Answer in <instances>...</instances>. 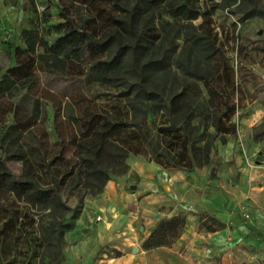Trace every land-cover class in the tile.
I'll use <instances>...</instances> for the list:
<instances>
[{"label": "trees", "instance_id": "1", "mask_svg": "<svg viewBox=\"0 0 264 264\" xmlns=\"http://www.w3.org/2000/svg\"><path fill=\"white\" fill-rule=\"evenodd\" d=\"M68 1L71 5L78 2V5L85 6L89 14L97 12L98 17L76 20L67 13L69 10L65 3ZM28 2L36 13L34 0ZM62 3V22L53 26L58 34L55 41L48 43L34 27L21 29L19 39L24 47L14 48L15 66L0 75V99L19 96L14 108L15 120L19 111L26 114L23 121H15L10 128L0 131V213L6 212L7 215L1 223L0 238L7 231H18L25 220L34 223L28 213L21 212L20 203L30 205L32 209L64 206L59 196L60 187L76 186L82 180L90 188L88 195L102 193L106 183L111 180L104 166L108 160L114 159L116 166L124 173L128 170L126 159L130 154L148 155L164 168L191 171L208 166L215 143L224 144L227 136L237 133V126L231 120L234 105L222 113L226 103H214L209 80L205 76L193 75L202 82L208 95L204 106H192L187 95L190 86L183 87L179 93L170 94L166 99L147 85L151 74L166 68L163 56L157 57L155 51L166 41L152 23L151 13L155 9H160V15L166 13L174 21L192 22L203 16L199 26L204 33L191 36L190 41L193 45L203 42L208 49L207 58L214 53L205 25L206 18L194 5H190L189 0L179 3L171 0H137L135 5L125 10L120 9L118 0H62ZM102 4L116 7L118 12L109 13L100 6ZM223 6L226 7L225 4ZM65 9L67 12L63 11ZM45 22L46 18L42 23ZM84 56L89 60L90 73H93L89 80L117 88L119 99L126 101L128 111H123L125 107L117 105L112 114L103 113L98 106L92 105L93 110L84 113L86 118L80 121L73 113L75 106L67 103L64 108L66 120L78 126L80 138L76 142L75 166L61 173L53 167L56 151H51L45 130L38 126L45 114L41 98L32 97L30 91L38 82L35 73L37 65L42 72L63 73L76 68L83 62ZM122 74L126 76H120ZM138 105L146 111L139 119L135 112V109H139ZM212 107L213 112L209 113ZM195 108L201 117L196 125L193 124L196 120ZM78 109L81 110V107ZM148 118L159 120L153 134L145 130L144 124ZM254 138L260 140V134ZM6 142L10 143V147L4 146ZM57 143L53 144L54 149ZM152 143H155V147ZM10 160L21 164L23 172L19 176L8 168L7 161ZM53 172L58 174V181L55 175L52 176ZM38 176H44L45 183H39ZM185 225L186 215L161 218L142 241L141 247L144 250L170 247ZM222 228V223L215 218L199 217V230L215 232Z\"/></svg>", "mask_w": 264, "mask_h": 264}, {"label": "rangeland", "instance_id": "2", "mask_svg": "<svg viewBox=\"0 0 264 264\" xmlns=\"http://www.w3.org/2000/svg\"><path fill=\"white\" fill-rule=\"evenodd\" d=\"M24 1V11L27 16L24 19L26 22L24 28L34 27L45 41L53 43L58 37L53 26L62 22L60 18L62 0H34L36 13L32 11L28 0ZM136 1L118 0V3L120 9L125 10L135 5ZM171 1L179 3L183 0ZM189 2L206 18L205 25L211 36L213 43L211 50L214 49V53L207 58L209 53L205 44L200 42L193 45L190 41L191 36L204 33L203 28L199 26L204 19L203 16L192 22L174 21L166 13L160 15V9H155L151 13L152 23L155 25V30L166 39L163 44L155 48V51L157 57L163 56L166 68L162 72L151 74L147 85L166 99L170 94L179 93L183 87L190 86L187 95L192 106L196 107L198 104L204 106L208 95L202 82L193 75L205 76L209 80L214 103H226L222 107V113L227 107L234 105L231 120L237 127L240 126L243 118L255 117V124L250 129H244L242 139L258 142L261 150L264 151V0L235 2L189 0ZM224 4L226 7L223 6ZM65 6L69 12L66 9L63 11L78 21L98 17L97 12L89 14L85 6L78 5V2L71 5L68 1ZM100 6L106 8L109 13L118 12L116 7H108L105 4ZM45 18L47 22L42 23ZM10 27L9 32L12 33L14 29L15 34L0 49V75L15 66L14 48L24 47L19 39L20 32L18 35L16 32L18 25L14 27L10 25ZM85 56L83 62L76 68L63 73L42 72L37 65L35 73L38 82L30 91L32 97L41 98V107L45 114L38 126L45 130L51 151H56L54 152L56 162L53 167L55 166V169L61 173L75 166L76 142L80 138L78 126L71 125L66 120L64 108L67 103L75 106L73 113L80 121L86 118L84 113L93 110L92 105L98 106L103 113L112 114L114 106L117 105L125 107L123 111H128L125 106L126 101L121 102V98L119 99L117 88L92 83L89 80L93 73H90L89 60ZM18 101L19 96L0 99V131L7 130L15 121L24 120L26 114L22 110L17 113L16 120L14 117V108ZM121 103L123 105H120ZM78 107H81V110ZM138 107L135 112L139 119L146 111L145 108L140 109L139 105ZM194 110L196 120L193 124L196 125L201 117L198 116L199 110L197 108ZM212 112L213 107L209 109V113ZM158 123V119L148 118L147 123L144 124L145 130L148 129L153 134ZM200 129L202 130L203 127ZM259 134L260 140H255L254 137ZM56 141L57 148L54 149L53 144ZM4 146L10 147V143L6 142ZM152 146L155 147V143H152ZM0 153L2 154L1 150ZM7 166L15 176L23 172L21 164L17 161H7ZM104 166L111 179L118 181L117 192L120 191L121 186L125 193L137 190L138 182L133 181V175L126 178L128 170L124 173L116 166L114 159L106 161ZM53 175L58 181V174L53 172ZM44 179V176L37 177L41 184L45 183ZM120 179H124L125 184ZM84 183L86 181L82 180L76 186L71 184L60 187L59 196L64 206L32 209L30 205L20 203L21 212L28 213V217L32 218L34 223L25 220L18 231H7L5 236L0 238V264H162L160 257L151 252L152 249L144 250L141 247L145 239L143 236L150 223L141 218L133 227H122L124 223L119 222L116 228H121L120 230L107 228L106 231V223L110 222L106 217L104 222H100L102 219L97 220L98 212L92 204L97 195H88L90 188ZM132 185L135 186L134 190L130 189ZM242 209V217L248 219V209L246 206ZM124 210L127 212L124 215H128L129 210L127 208ZM245 214L248 218H245ZM6 216V212L0 213V227ZM130 235H132L130 243L122 245L120 243L122 239ZM253 236L256 237V233H253ZM113 242L118 243V248L112 246ZM132 247H136L137 251H131ZM192 256L188 255L187 264H198L197 257ZM199 258L202 259L203 256L200 255ZM210 264H264V250L255 249L251 245L247 247L245 243L234 244L226 253H217L215 262Z\"/></svg>", "mask_w": 264, "mask_h": 264}, {"label": "crops", "instance_id": "3", "mask_svg": "<svg viewBox=\"0 0 264 264\" xmlns=\"http://www.w3.org/2000/svg\"><path fill=\"white\" fill-rule=\"evenodd\" d=\"M24 2L0 0V49L15 34L14 29L9 32L10 25H18L17 35L24 28ZM254 120L243 118L235 136H227L224 144L215 143L210 164L191 171L164 168L148 155L130 154L126 178L133 175L137 190L125 193L121 186L117 192L118 181L111 179L92 203L98 216L111 217L106 231L120 230L116 228L119 222L124 223L122 227H133L144 218L150 223L143 236L146 238L161 218L186 215V225L170 247L150 249L162 264H187L188 255L197 257L198 264L214 263L217 253H226L238 243L264 250V151L258 142L242 139L244 129H250ZM120 180L125 184L124 179ZM244 206L249 211L248 219L242 217ZM124 208L129 210L128 215H124ZM200 216L215 218L223 228L200 231ZM131 239L132 235L120 243L126 245ZM112 246L119 245L113 242Z\"/></svg>", "mask_w": 264, "mask_h": 264}, {"label": "water", "instance_id": "4", "mask_svg": "<svg viewBox=\"0 0 264 264\" xmlns=\"http://www.w3.org/2000/svg\"><path fill=\"white\" fill-rule=\"evenodd\" d=\"M130 189H132V190H134L135 189V186L134 185H132L131 187H130ZM105 217H106V220L108 221V222H111V217L108 215V214H106L105 215ZM133 252H135L136 251V249L135 248H133V250H132Z\"/></svg>", "mask_w": 264, "mask_h": 264}, {"label": "built area", "instance_id": "5", "mask_svg": "<svg viewBox=\"0 0 264 264\" xmlns=\"http://www.w3.org/2000/svg\"><path fill=\"white\" fill-rule=\"evenodd\" d=\"M244 216H245V218H248L247 214H245ZM101 219L105 220V217L97 216V220H101Z\"/></svg>", "mask_w": 264, "mask_h": 264}]
</instances>
